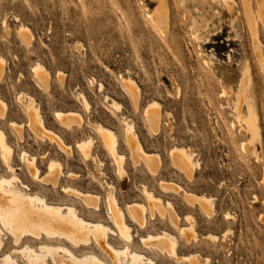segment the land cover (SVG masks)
<instances>
[{"label":"rangeland","instance_id":"obj_1","mask_svg":"<svg viewBox=\"0 0 264 264\" xmlns=\"http://www.w3.org/2000/svg\"><path fill=\"white\" fill-rule=\"evenodd\" d=\"M259 1L252 0L254 9ZM227 2L165 0L168 26L161 30L154 22L158 0H0V58L5 60L0 98L8 105L0 128L15 148L13 164L21 179L49 202H73L85 217L107 223V182L115 184L114 192L123 208L145 200L144 185L170 200L179 213V226H189L183 219L186 214L195 217L197 234L190 243L168 215L151 217L147 213L145 228L127 215L134 235L133 250H144L157 264H191L185 257L193 253L199 254L201 264L207 259L205 264H264V70L251 53L241 0H235L232 14L226 8ZM20 24L28 28V41L19 33ZM258 31L264 48V26L260 25ZM247 60L251 66L249 91L254 95L252 104L259 117L256 123L260 136L256 139L251 138L237 115L239 105L242 118L248 113L245 103L237 101ZM38 62L49 71L47 85L33 73ZM127 72L142 90L137 107L125 87ZM79 92L86 95L89 109L84 107ZM25 93L40 103L47 127L58 132L71 149L40 139L27 127L19 139L10 121L27 122L26 104L20 98ZM105 94L123 104L122 109H113L104 99ZM153 100L159 102L162 112L161 128L156 133L149 128L144 112ZM57 110L79 111L84 122L80 127L64 126L55 118ZM123 115L135 121L145 149L160 155L157 173L131 157ZM99 121L118 133L119 149L126 157L128 175L124 179L118 176L117 163L98 136L92 152L102 166L97 159L84 158L76 148L77 140L95 136ZM181 144L195 150L199 164L191 180L184 178L169 156L171 147ZM22 149L37 156L41 181L28 174L26 163L19 157ZM52 158L62 161L66 175L56 187L45 183L44 176ZM1 170H5L3 165ZM69 172L73 173L71 178H67ZM162 180L178 182L189 194L213 196L214 212L206 214L198 204L187 202L182 190L165 191L160 185ZM66 184L97 194L99 210L63 193L61 186ZM226 213L233 214V218L225 219ZM163 229H170L178 237V260L148 249L140 241L148 232L159 234ZM228 229L231 231L224 237ZM5 231L0 234V254L14 251L11 235ZM210 232L218 234L221 241L205 239ZM109 240L115 245L125 243L111 234ZM69 244L75 252L80 251V256L82 247ZM93 248L114 264L104 250ZM13 254L15 264H28L20 253ZM124 260L121 257L119 264H128ZM45 261L53 264L51 257Z\"/></svg>","mask_w":264,"mask_h":264},{"label":"bare ground","instance_id":"obj_2","mask_svg":"<svg viewBox=\"0 0 264 264\" xmlns=\"http://www.w3.org/2000/svg\"><path fill=\"white\" fill-rule=\"evenodd\" d=\"M235 5V0H229V3L226 5L227 10L231 14L235 11ZM240 7L244 15V20L248 26L251 40V53L258 66L264 70V48L258 31L260 25L264 26V0L258 2L256 9L253 8L252 0H241ZM154 15V22L157 28L161 30L167 28V5L165 0H158V9ZM19 33L27 39L26 41H28L29 38L31 39L28 28L23 24L19 26ZM4 62V58H0V78L3 75ZM44 66L45 65H42L40 62L36 63L33 66V73L42 84L47 85L49 71ZM250 69V63L249 60H247L244 64L241 87L237 100L238 104L245 103L248 110L247 116L242 118V112L240 110L241 105L236 109L238 119L244 121L246 131L251 133L252 139H256L260 136L258 133V127L260 128V126L257 127L256 121L259 123V119L257 120L258 114H255L257 111L254 109L255 107H253L254 102L252 104L254 95L249 91ZM124 81L125 87L129 95H131L135 107H137L140 95L142 94L141 87L130 72H127ZM98 87L100 90L103 89L101 83ZM78 96L82 100L84 107L89 109L90 103L86 95L83 92H79ZM20 98H22L26 104L27 122L18 123L10 121V125L17 131L20 137L19 139H22L23 129L27 127L36 137L54 141L64 150L71 149V146H68L64 142L58 132L47 127L40 103L36 102L33 95L25 93L20 95ZM104 99L113 109L120 111L123 107V104L109 94H105ZM7 109V102L0 98V120L5 119ZM254 110L256 112H254ZM144 112L151 131L153 133L158 132L162 122V112L159 102L156 100L148 102ZM55 118L67 127H80L84 122L83 116L79 111L75 110H57L55 112ZM123 123L125 126V138L131 157L137 163L142 162L145 164L151 173H157L162 162L160 155L157 152H149L145 149L133 119L123 115ZM95 131L96 134L95 136L93 135L94 137L87 136L84 139L77 140L78 142H75L76 148L80 150L84 158L95 159V161L97 159L99 165L102 166L103 163L98 159V156L92 152L94 141L99 137L108 153L117 163L118 176L122 179L126 178L128 175L124 166L126 157L119 149L120 141L118 133L113 128L106 126L100 121L97 122ZM242 147L245 149V144L242 143ZM14 154L15 148L13 144L8 141L6 132L0 128V234L6 230L11 235L12 244L14 245V251H5L0 254V263L2 264H15L17 259L13 253H20L23 256L22 258L27 260L28 264H43L42 262L47 260L48 257H51L53 264H110L107 262V259H104L105 257L102 258L100 256L101 254H96L97 252L95 253V251H93V247L96 246L104 250L110 256L114 264H119L121 257L128 260V264H157L155 258L147 255V253L144 254V250L142 252L133 250L131 243L134 240V235L131 232L130 224L127 222V215H129L140 227L144 228L147 224V213H149L151 217H154L155 214H159L160 216L168 215L171 224L179 229V234L184 237L187 242L190 243L191 240L196 238L197 231L194 229V224H196L195 217L191 214H186L183 219L187 221L189 226H179L180 217L177 215L179 213L175 212L176 210L173 209L174 204L172 205L170 200H164L163 197L155 195L154 192L149 190L145 185L143 189L145 192V200L134 201L127 204L126 208H123L120 206L115 195V184L110 182L106 183L109 190L107 196V210L109 216L108 221H110V223L85 217L73 202L65 201V203H51L46 197L39 194L38 191H33L30 184L21 179L20 174L17 172L18 169H16L13 164ZM169 156L184 178L191 180L194 176L195 169L199 165H197L198 161L195 159V150L190 145H174L169 151ZM19 157L26 163L30 177L41 181V176L39 174L40 170L37 165V156L22 149ZM2 165L5 167L4 172L1 170ZM63 167L64 165L59 159H50L47 166V173L44 175L46 176L45 183L52 187L60 186V178L66 176ZM72 175L73 173L69 172L67 178H71ZM75 176L77 175L75 174ZM162 181L160 185L165 191L178 192L182 190L184 191V198L187 202L198 204L206 214H212L214 212L215 198L213 196L189 194L190 192L185 191L186 189L183 190L181 184L178 182ZM61 189L63 193L72 196L76 200L82 201L86 206H89L90 209L95 211L99 210L98 198L100 197H98L97 194L84 192V190L82 191L71 184L62 185ZM232 215L226 213L225 219H232ZM181 221L182 219L180 222ZM169 230L163 229L159 234L148 232L146 236L144 235L140 238V241L148 249L165 253L178 260V237ZM230 231L231 229H228L224 233V237ZM110 234L119 236L125 243L115 245L109 240ZM204 238L213 243L221 241V237L218 234L211 232ZM35 240L37 244H35ZM222 242H224V240H222ZM69 243H72L75 247H82L80 256H77L80 251L78 253L75 252L74 248ZM89 244H93V247H86ZM2 246L3 239L1 240L0 237V249ZM198 255L199 254L193 253L189 256H184L185 261L191 264H201ZM209 260L210 259H207L204 264L208 263Z\"/></svg>","mask_w":264,"mask_h":264}]
</instances>
